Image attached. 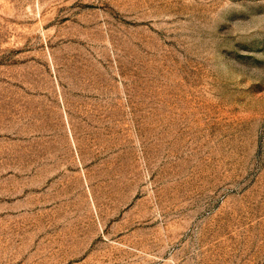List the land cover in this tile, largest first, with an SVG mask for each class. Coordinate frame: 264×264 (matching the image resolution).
Returning <instances> with one entry per match:
<instances>
[{"label": "rangeland", "instance_id": "obj_1", "mask_svg": "<svg viewBox=\"0 0 264 264\" xmlns=\"http://www.w3.org/2000/svg\"><path fill=\"white\" fill-rule=\"evenodd\" d=\"M0 264H264V0H0Z\"/></svg>", "mask_w": 264, "mask_h": 264}]
</instances>
